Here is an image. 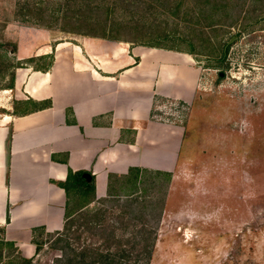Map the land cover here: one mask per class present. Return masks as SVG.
Returning <instances> with one entry per match:
<instances>
[{
    "label": "rangeland",
    "instance_id": "374dc122",
    "mask_svg": "<svg viewBox=\"0 0 264 264\" xmlns=\"http://www.w3.org/2000/svg\"><path fill=\"white\" fill-rule=\"evenodd\" d=\"M65 2L0 0V43L11 50L2 60L14 64L45 54L43 49L53 55L59 42V53L71 42L104 62L117 53L129 55L131 48L153 57L158 52L143 44L158 42L191 49L188 55L199 73L189 103L152 100L148 119L176 125L180 134L168 169L146 167L169 175L147 172L140 185L145 194L138 200L150 199L157 212V221L148 224L153 237L149 255L124 240L129 231L121 233L116 216L123 208L106 198L95 205L103 211L97 223L116 227L120 237L109 250L130 251L124 264H264V0H75L83 34L71 31L75 19L63 17L71 14ZM103 29L105 37L84 34H102ZM33 72L40 71L14 67L12 89L3 90L9 78L0 68V114L32 109L23 103L22 87ZM111 185L118 189L115 181ZM105 196L106 191L97 198ZM92 214L84 213L88 222L87 217L74 220L66 237L69 247L105 242L92 227ZM140 220L134 228H140ZM36 236L42 241L38 252L33 245H14L20 255L31 257L33 264H67L61 260L63 242L53 243L55 237L46 233ZM6 251L4 246L1 253Z\"/></svg>",
    "mask_w": 264,
    "mask_h": 264
},
{
    "label": "crops",
    "instance_id": "0c3cea01",
    "mask_svg": "<svg viewBox=\"0 0 264 264\" xmlns=\"http://www.w3.org/2000/svg\"><path fill=\"white\" fill-rule=\"evenodd\" d=\"M57 44L50 68L22 82L27 97L49 99L50 107L0 114L1 236L18 247L32 246L33 227L61 228L65 195L51 180L62 181L67 167L93 175L95 198L105 195L109 172L168 169L180 130L148 119L153 97L189 103L199 77L187 53L155 49L157 56L147 57V50L131 48L107 62L95 56L97 62L81 45L67 42L63 54Z\"/></svg>",
    "mask_w": 264,
    "mask_h": 264
},
{
    "label": "trees",
    "instance_id": "16d2710c",
    "mask_svg": "<svg viewBox=\"0 0 264 264\" xmlns=\"http://www.w3.org/2000/svg\"><path fill=\"white\" fill-rule=\"evenodd\" d=\"M65 3L67 7L66 11L68 12L70 10L71 14H67L66 16L64 13L63 17L68 19L73 18L75 19L74 23H76L75 28L71 31L83 34V32L79 31L78 26V23H81L80 18L82 17L76 16L77 10L74 8H80L79 5L75 4V0H67V2ZM102 31V34H84L97 37H105L104 33L106 30L103 29ZM4 44L5 43H0V68L5 69V77L9 78V83L1 87V89L3 90L12 89L14 67L26 66L30 67L32 70L35 71L46 72L52 64L53 55L51 53L28 57L19 60V62H16L14 64H7V62L3 61L2 59L3 57L5 58L6 52H9L11 50L7 49L5 51ZM143 45L148 46L151 49L161 48L187 54H193L191 49H182L178 47L167 46L158 42H146ZM225 53L226 47L222 52L221 59L224 57ZM45 58L48 59L46 64H31L32 61ZM23 103L32 104V109H25L21 112L12 111L6 114H12L15 116L25 115L39 109L48 108L51 105L49 99L36 101L30 97H27ZM66 121L72 124L75 123L73 119L70 121L67 119ZM8 142L9 137L7 138L6 148L8 146ZM65 159L66 154L64 153L62 159L63 163H65ZM147 172H153L155 175H169V172L166 171L157 169L149 170L147 168L139 166H129L126 172L121 174L109 172L107 173L106 196L101 198H95L93 175L87 170H71L69 167H67L65 178L62 181L51 180L52 183H54L56 186L60 187L63 190L65 195L61 229L54 230L52 232H45L42 226L31 228L30 243L34 246V252L37 253L40 249V246L42 245V241L39 240L36 236V232H39L46 233L49 236H54L55 240L53 243L63 242V244L60 246L61 260L67 264H124L122 259L124 257L127 258V256L130 254V251L125 250V248H122L121 246H116L115 251L109 250V248L111 247V242H119V235L116 237L117 228H107L103 226L100 227V225L97 223L99 219H101V214L103 213V211L101 208H96L95 205L97 203H103V201H106V198H109V200L107 199V201L116 202V205L118 207L121 205V208H123L116 216L118 217L120 223L119 229L122 228V230H120L121 233L125 234L129 231L128 236L125 237L124 240L126 242H129V240L131 239L133 241V245L139 244L143 249V252L149 255V245L152 243L151 241L153 240V237L151 236V230H149L148 224L150 223L149 221H151V219H153V221H157V212L153 211V209L155 210V206L150 199L145 197L141 201L138 200L139 196H143L145 194L144 187L140 185L142 182L144 183ZM112 181H115L119 184L118 189L113 188V186L111 185ZM120 198L123 199L122 204L118 203V199ZM90 203H94L93 208H90ZM92 212V218H96V222H94L95 224H93L92 227H97L96 230L102 235H104L102 239L105 240V242L98 245L92 242L90 244H87L86 246H81L79 249L69 247V242L66 240V237L68 238V235L70 234V226L72 225L74 220H80L81 218H83L86 221L87 216L84 215V213ZM139 218L142 219L140 220V228L136 229L134 228L135 221H137V219ZM90 219V217H87L86 222H88ZM85 221L84 223L86 224ZM130 226H132L131 230L128 229ZM132 230H135V232ZM2 232L3 228H0V264H33L31 257H24L18 253L17 248L14 246L12 241L3 239V237L1 236ZM136 239L137 242L134 241ZM4 246L7 248V251L2 254L1 249ZM115 253L119 254L114 255Z\"/></svg>",
    "mask_w": 264,
    "mask_h": 264
}]
</instances>
